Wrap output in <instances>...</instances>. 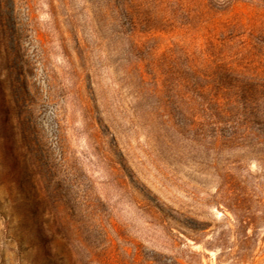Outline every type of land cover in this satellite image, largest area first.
Instances as JSON below:
<instances>
[{
  "label": "rangeland",
  "instance_id": "obj_1",
  "mask_svg": "<svg viewBox=\"0 0 264 264\" xmlns=\"http://www.w3.org/2000/svg\"><path fill=\"white\" fill-rule=\"evenodd\" d=\"M0 264H264V0H0Z\"/></svg>",
  "mask_w": 264,
  "mask_h": 264
}]
</instances>
